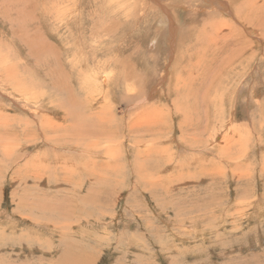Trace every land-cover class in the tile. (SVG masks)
I'll list each match as a JSON object with an SVG mask.
<instances>
[{"label": "rangeland", "instance_id": "1", "mask_svg": "<svg viewBox=\"0 0 264 264\" xmlns=\"http://www.w3.org/2000/svg\"><path fill=\"white\" fill-rule=\"evenodd\" d=\"M199 1L0 0V264H264V0Z\"/></svg>", "mask_w": 264, "mask_h": 264}, {"label": "bare ground", "instance_id": "2", "mask_svg": "<svg viewBox=\"0 0 264 264\" xmlns=\"http://www.w3.org/2000/svg\"><path fill=\"white\" fill-rule=\"evenodd\" d=\"M172 1V0H171ZM224 1V0H223ZM175 2V1H174ZM176 3V2H175ZM207 3V0H200L199 1V3H198V6H202V5H205ZM80 4V3H79ZM2 5V4H1ZM81 5H83V4H80V6ZM172 5V4H171ZM220 5H222V4H220ZM232 5V4H231ZM245 5V4H244ZM182 6V5H181ZM198 6H196V8L198 7ZM233 6V5H232ZM244 7V6H243ZM195 8V9H196ZM78 11V10H77ZM236 12H237V14L239 15V10H236ZM243 12V11H242ZM162 13H164V11L162 12ZM71 14V13H70ZM76 14H78V12H76ZM73 15V14H72ZM162 15V14H161ZM163 15H165V14H163ZM66 16V15H65ZM75 16H77V15H75ZM74 16V17H75ZM160 16V15H159ZM67 17V16H66ZM68 17H69V14H68ZM165 17H166V19H163V18H160V21H161V23H164L165 22V24H166V32L167 33H170V34H174V31H173V28H174V24H172V22H173V16H171V14H166L165 15ZM179 17V16H178ZM239 17V16H238ZM78 18V17H77ZM80 19V18H79ZM175 19V18H174ZM178 20V19H177ZM169 21V22H168ZM85 23V22H84ZM183 23V22H182ZM164 24V25H165ZM181 25V24H180ZM2 26V25H1ZM83 26V25H82ZM162 26V25H161ZM167 26H168V29H167ZM224 26V25H223ZM84 27V26H83ZM82 27V31L84 30V28ZM142 27V26H141ZM151 28V27H150ZM81 31V30H80ZM4 32V31H3ZM161 37V36H160ZM174 37V36H173ZM169 38V37H168ZM167 38V39H168ZM177 37H175V39H176ZM171 39H173V38H171ZM171 41H173V40H171ZM85 44V43H84ZM83 44V41H80V44L79 45H84ZM170 44H171V42H170ZM169 44V45H170ZM168 45V44H167ZM80 46V47H81ZM79 47V48H80ZM243 46H241V48H242ZM82 48H83V46H82ZM81 48V49H82ZM172 48V47H171ZM244 48V47H243ZM84 49V48H83ZM244 51V50H243ZM242 50L240 51V52H243ZM237 56H239V55H237ZM236 56V57H237ZM111 61V60H110ZM4 68V67H3ZM259 68V67H258ZM7 69V68H6ZM5 70V69H4ZM8 70V69H7ZM11 70V69H10ZM12 70L10 71V73H7V75H8V78H10V77H12L11 76V74H12ZM101 73V72H100ZM243 73H238V74H236L235 76H234V78L236 79L235 80V85H231L230 87H227L226 89H228V90H226V89H224L225 91H228L226 94H225V92H224V96H225V98H226V100H225V98L223 99V97L221 96V95H219L220 96V98H219V100H224V101H222V103L216 108V111L219 113V114H223V115H228V116H230L229 118H231V119H233V120H230L229 122L231 123H233L234 122V119H236V118H238V110H239V105H240V103H242L241 102V100H240V94H241V85L244 83V81H242V77H243ZM98 77H99V75H98ZM97 77V78H98ZM101 78V77H100ZM99 78V79H100ZM12 79V78H11ZM19 79V78H18ZM102 79H103V77H102ZM260 80V79H259ZM9 81V80H8ZM234 81V80H233ZM233 81H232V83H233ZM2 81L0 80V83H1ZM11 82V81H10ZM94 83V82H93ZM6 84V83H5ZM11 84V83H10ZM95 84V83H94ZM241 84V85H240ZM255 86V85H254ZM85 87V86H84ZM247 87V86H246ZM264 87V86H263ZM68 88V87H67ZM245 88V87H244ZM252 88V87H251ZM254 88V90L253 91H256V89H255V87H253ZM256 88H258V87H256ZM85 89H86V87H85ZM13 90V89H12ZM35 90V89H34ZM80 90V89H79ZM218 91V90H217ZM257 91H259V90H257ZM81 92V91H80ZM18 93V92H17ZM252 92H250V94H251ZM254 93V92H253ZM258 93V92H257ZM260 93V92H259ZM259 93H258V95H259ZM216 95V94H215ZM252 95V94H251ZM250 96V95H249ZM248 96V97H249ZM255 96V95H254ZM231 97V98H230ZM253 97V95L251 96V98ZM256 97V96H255ZM216 98H218V97H216ZM254 99V98H253ZM248 100V99H247ZM28 101V100H27ZM42 101H44L43 99H42ZM218 101V100H217ZM251 101H252V99H251ZM251 101L249 102V100H248V102L247 103H250L251 104ZM254 101V100H253ZM230 102V103H229ZM70 105H71V103H70ZM228 105V106H227ZM253 106V105H252ZM86 108V107H85ZM259 108V107H258ZM49 109V108H48ZM244 109V108H243ZM33 110H34V108H33ZM49 111H51V110H49ZM178 112V111H177ZM181 112V111H180ZM37 113V112H36ZM255 117V116H254ZM219 118V117H218ZM229 118H227V119H229ZM251 118V121L252 122H254V118L251 116L250 117ZM248 119V118H247ZM250 121V122H251ZM220 123H221V121H220ZM7 124V123H6ZM222 124V123H221ZM247 124V123H246ZM248 125V124H247ZM250 125V124H249ZM41 126V125H40ZM245 126V125H244ZM254 126V125H253ZM228 127H229V125H228ZM39 128V127H38ZM78 128V127H77ZM104 128V127H103ZM231 133L229 132V133H227L226 134V136L225 137H223L222 139H224V141H223V143H225L224 144V146L221 148V154H222V156H224L225 155V153L227 154V153H229V151H231V149H232V147H233V145H237V143H239L238 142V140L239 139H241V138H239V137H241V131L243 130V129H241V128H239V130H238V128H236V127H232L231 126ZM229 129V128H228ZM102 130V129H101ZM233 130H236V132L234 131V133H233ZM244 130H245V128H244ZM224 129H223V133H224ZM212 132V131H211ZM219 132V131H218ZM221 133H222V131H221ZM233 133V134H232ZM240 135V136H239ZM223 136V135H222ZM236 136H239V137H236ZM214 137V136H213ZM236 138L238 139L237 140V142H236ZM217 139V138H216ZM216 139H213V138H211L210 139V144L213 142L214 144H216L215 143V140ZM219 140V139H218ZM241 141V140H240ZM41 143H43V145H45V146H51V144L48 142V141H46V140H43V142H41ZM258 143V142H257ZM55 144V143H54ZM34 145V144H33ZM36 145V144H35ZM218 145V144H217ZM216 145V146H217ZM6 146H8V145H6ZM54 146V145H53ZM57 146V145H56ZM211 146H213V145H211ZM9 147V146H8ZM30 147V146H29ZM55 147V146H54ZM55 148H58V147H55ZM11 149V148H10ZM9 149V150H10ZM4 150H7V149H4ZM8 150V151H9ZM7 151V152H8ZM189 151V150H188ZM6 152V151H5ZM94 153V152H93ZM111 152L109 151L108 152V155L110 154ZM101 154V153H100ZM246 155H247V153H246ZM228 156H232V155H228ZM227 156V157H228ZM97 157V156H96ZM109 157V156H108ZM115 157V156H114ZM142 157V156H141ZM244 157V156H243ZM171 158V157H170ZM173 158V157H172ZM172 160V159H171ZM229 161H232V160H229ZM116 163V162H115ZM93 166V165H92ZM256 200V199H255ZM7 214V213H6ZM10 222H11V224L14 222H16V220H14L12 217H10ZM23 222H24V220H23ZM252 222V221H251ZM13 223V224H14ZM17 223V222H16ZM10 224V223H9ZM46 224H44V226H45ZM17 225L16 224H14V227H16ZM19 226V225H18ZM40 226V225H39ZM30 227V226H29ZM28 228V227H27ZM4 229V228H3ZM14 229V228H13ZM32 229H33V227H32ZM35 229V228H34ZM41 230H42V228H40ZM15 230V229H14ZM43 230H46V227L44 228L43 227ZM5 231V230H4ZM22 231V230H21ZM20 231V232H21ZM30 231V230H29ZM31 232V231H30ZM43 232V231H42ZM41 232V233H42ZM33 233V232H32ZM45 233V232H44ZM22 234V233H21ZM46 234V233H45ZM34 236V235H33ZM35 237V236H34ZM20 238V237H19ZM22 238V237H21ZM133 238V237H132ZM130 240V239H129ZM67 256V255H66Z\"/></svg>", "mask_w": 264, "mask_h": 264}]
</instances>
